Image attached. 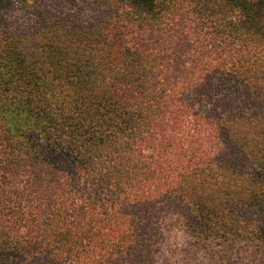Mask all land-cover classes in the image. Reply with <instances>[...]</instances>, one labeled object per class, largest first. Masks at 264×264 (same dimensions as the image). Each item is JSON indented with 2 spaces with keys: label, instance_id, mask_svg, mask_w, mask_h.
Here are the masks:
<instances>
[{
  "label": "trees",
  "instance_id": "obj_1",
  "mask_svg": "<svg viewBox=\"0 0 264 264\" xmlns=\"http://www.w3.org/2000/svg\"><path fill=\"white\" fill-rule=\"evenodd\" d=\"M0 264H264V0H0Z\"/></svg>",
  "mask_w": 264,
  "mask_h": 264
}]
</instances>
